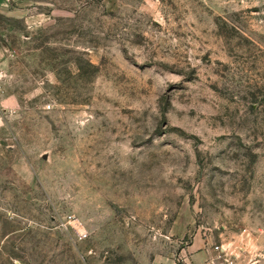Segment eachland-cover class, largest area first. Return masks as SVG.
<instances>
[{
  "label": "rangeland",
  "instance_id": "1",
  "mask_svg": "<svg viewBox=\"0 0 264 264\" xmlns=\"http://www.w3.org/2000/svg\"><path fill=\"white\" fill-rule=\"evenodd\" d=\"M0 264H264V0H0Z\"/></svg>",
  "mask_w": 264,
  "mask_h": 264
},
{
  "label": "built area",
  "instance_id": "2",
  "mask_svg": "<svg viewBox=\"0 0 264 264\" xmlns=\"http://www.w3.org/2000/svg\"><path fill=\"white\" fill-rule=\"evenodd\" d=\"M218 249L220 250V252H225L226 251V247H224L223 245H217Z\"/></svg>",
  "mask_w": 264,
  "mask_h": 264
}]
</instances>
